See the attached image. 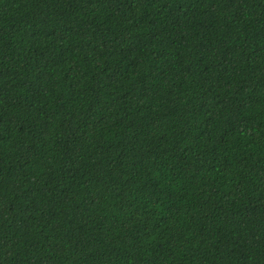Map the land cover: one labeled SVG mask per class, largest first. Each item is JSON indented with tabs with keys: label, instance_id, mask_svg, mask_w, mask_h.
Returning <instances> with one entry per match:
<instances>
[{
	"label": "trees",
	"instance_id": "1",
	"mask_svg": "<svg viewBox=\"0 0 264 264\" xmlns=\"http://www.w3.org/2000/svg\"><path fill=\"white\" fill-rule=\"evenodd\" d=\"M0 264H264V0H0Z\"/></svg>",
	"mask_w": 264,
	"mask_h": 264
}]
</instances>
